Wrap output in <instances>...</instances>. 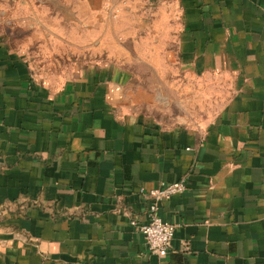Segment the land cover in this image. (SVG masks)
<instances>
[{
	"label": "crops",
	"instance_id": "0c3cea01",
	"mask_svg": "<svg viewBox=\"0 0 264 264\" xmlns=\"http://www.w3.org/2000/svg\"><path fill=\"white\" fill-rule=\"evenodd\" d=\"M3 1L0 264H264V0Z\"/></svg>",
	"mask_w": 264,
	"mask_h": 264
},
{
	"label": "built area",
	"instance_id": "2783aa9c",
	"mask_svg": "<svg viewBox=\"0 0 264 264\" xmlns=\"http://www.w3.org/2000/svg\"><path fill=\"white\" fill-rule=\"evenodd\" d=\"M186 190L184 179L170 182H160L157 187L144 190L139 188V193L148 199L146 209V221L139 222L137 218H133L130 224L136 232H140L146 241L148 252L157 256L158 264H166L165 258L170 246V242L176 225L168 220H164L159 215V203L167 200L171 195L183 193Z\"/></svg>",
	"mask_w": 264,
	"mask_h": 264
},
{
	"label": "rangeland",
	"instance_id": "374dc122",
	"mask_svg": "<svg viewBox=\"0 0 264 264\" xmlns=\"http://www.w3.org/2000/svg\"><path fill=\"white\" fill-rule=\"evenodd\" d=\"M44 1V4L46 7H51L52 9H59V10H63V12L65 13L66 10H67V5L63 4L62 2H59V0H43ZM3 9H4V1L1 0L0 1V17L3 18L2 16V12H3ZM4 27H3V23L0 24V33L2 35H5V32H4ZM13 38L15 37L17 40L19 41H24V40H27L28 38H30V33H26V32H19V31H13ZM82 33H78L77 32V46H76V52H75V58L76 60L78 61V59H83V56H84V49L83 48H79L78 46L80 45L81 43V39H82ZM33 47L29 48L28 50L30 51V53L32 54H39L38 56L42 57V58H51L50 56L52 55V52H53V49L52 48H37V43L33 42ZM61 51V55H64L68 49L67 48H61L60 49ZM59 61L61 62V64L65 65L66 64V60H62L61 57H59ZM62 66V65H61ZM226 87V86H225ZM226 96V93L223 95V97H221L220 99H224V97Z\"/></svg>",
	"mask_w": 264,
	"mask_h": 264
}]
</instances>
